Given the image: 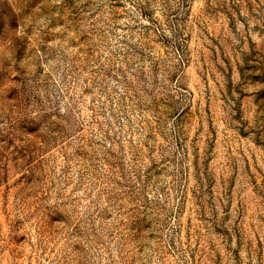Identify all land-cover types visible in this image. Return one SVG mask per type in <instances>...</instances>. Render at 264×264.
I'll return each mask as SVG.
<instances>
[{
    "label": "rangeland",
    "instance_id": "1",
    "mask_svg": "<svg viewBox=\"0 0 264 264\" xmlns=\"http://www.w3.org/2000/svg\"><path fill=\"white\" fill-rule=\"evenodd\" d=\"M0 264H264V0H0Z\"/></svg>",
    "mask_w": 264,
    "mask_h": 264
}]
</instances>
